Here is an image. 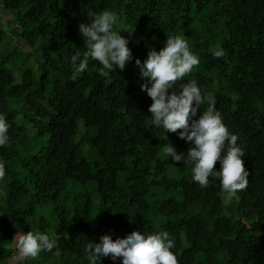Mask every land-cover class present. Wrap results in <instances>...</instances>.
<instances>
[{
	"label": "trees",
	"instance_id": "1",
	"mask_svg": "<svg viewBox=\"0 0 264 264\" xmlns=\"http://www.w3.org/2000/svg\"><path fill=\"white\" fill-rule=\"evenodd\" d=\"M2 7L16 14L28 51L17 42L11 50L0 30V116L10 137L0 147V264L17 258L15 235L29 231L56 245L17 264H89L90 242L132 231H167L179 264H264V0H3ZM105 10L116 13L113 30L129 40L133 59L107 77L90 59L73 80L71 57L86 50L79 25ZM177 35L200 63L169 93L195 80L244 151L248 186L232 200L219 177L201 188L192 162L166 157L167 142L185 155L193 145L151 123L135 59L143 63ZM217 47L223 58H213Z\"/></svg>",
	"mask_w": 264,
	"mask_h": 264
},
{
	"label": "clouds",
	"instance_id": "2",
	"mask_svg": "<svg viewBox=\"0 0 264 264\" xmlns=\"http://www.w3.org/2000/svg\"><path fill=\"white\" fill-rule=\"evenodd\" d=\"M117 20L116 13L105 10L92 19L90 24L79 25L86 50L82 56L81 52H77L71 57L75 69L71 77L73 80L88 69L90 59L102 65L98 71L103 77H107L117 66L124 70L133 59L132 50L128 47L129 40L113 30ZM211 51L213 58L226 55L219 47ZM199 63L188 41L179 35L167 37L165 46L159 51L150 50L143 63L139 58L135 59L140 78L146 80L140 85L141 91H145L152 100L148 108L151 123L162 127L164 133H176L180 139L193 145L185 155L178 154L171 143L167 142L163 146L165 156L177 163L192 162V179L201 188L209 185L210 177H219L226 199L232 200L238 192L247 189L249 176L242 159L244 151L237 146L238 136L229 132L220 112L215 108V99L210 94L202 95L195 80L182 84L179 94L172 91L169 93ZM204 103L208 107L201 113L200 106ZM198 111L201 114L196 118ZM8 129L5 117L0 116V147L10 142ZM162 138L168 141L166 135L163 134ZM217 161L220 162V171L215 170ZM5 175V164L0 162V180ZM15 239L19 256L23 258L35 259L41 252L52 251L56 245L54 238L40 232H19ZM173 247L175 243L167 231L147 236L140 231H132L125 238H117L115 241L109 235H103L100 243L90 242L86 251L89 252V264H98L101 257H111L112 260L122 258V264H179L176 255L170 250Z\"/></svg>",
	"mask_w": 264,
	"mask_h": 264
},
{
	"label": "rangeland",
	"instance_id": "3",
	"mask_svg": "<svg viewBox=\"0 0 264 264\" xmlns=\"http://www.w3.org/2000/svg\"><path fill=\"white\" fill-rule=\"evenodd\" d=\"M2 4H3V0H0V25L2 26V27L0 26V30H2L4 32V36H5L4 43L7 44L11 48V50H14L16 48L15 44L17 42L18 45L21 44L23 49L28 51L26 42H23L22 38H21L20 28L17 25L16 19H15L16 14L6 12L3 9ZM4 43L0 46V50L4 49ZM21 233H23V232H21ZM16 243H17V241H16ZM15 247H16V244H15ZM11 248H14V245ZM14 249H16V248H14ZM23 259L24 258L20 257L19 253H18L17 258L11 259L10 261H8V263L9 264H17L20 260H23Z\"/></svg>",
	"mask_w": 264,
	"mask_h": 264
}]
</instances>
